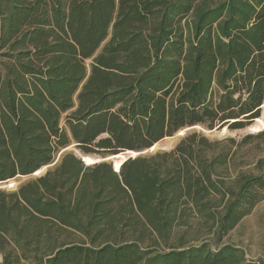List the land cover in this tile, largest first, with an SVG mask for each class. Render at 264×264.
I'll return each instance as SVG.
<instances>
[{"label": "trees", "instance_id": "16d2710c", "mask_svg": "<svg viewBox=\"0 0 264 264\" xmlns=\"http://www.w3.org/2000/svg\"><path fill=\"white\" fill-rule=\"evenodd\" d=\"M263 112L264 0H0V183L29 178L2 264H264L220 245L264 199V154L235 159L264 130L204 133Z\"/></svg>", "mask_w": 264, "mask_h": 264}, {"label": "rangeland", "instance_id": "374dc122", "mask_svg": "<svg viewBox=\"0 0 264 264\" xmlns=\"http://www.w3.org/2000/svg\"><path fill=\"white\" fill-rule=\"evenodd\" d=\"M197 129L199 130V128ZM222 130L212 132L204 131V133L209 139L221 140L227 137H231L238 142L242 140L246 135H256L257 133L264 130V112L261 114V117L259 119H256V121L251 123L245 129L232 132ZM179 138L180 137L176 134L171 138H166L158 142L154 147V151L171 149L179 140ZM69 151H73L77 154V152L72 147H69L65 152ZM247 152H250L251 154H246ZM263 154L264 144L262 142H259L258 140H255L252 143L243 146L241 148V151H239L236 155L235 159L237 163H240V161L243 162L250 160L252 155L253 157H262ZM127 156L128 155L126 154L122 155L123 158H126ZM91 159L94 160L93 162H96L98 160L100 162L101 160L96 157H91ZM116 161L121 160L117 159ZM27 179L29 178L11 179L7 183L0 184V190L14 191L19 184L25 182ZM197 237L198 238L193 241L192 244H198L199 242H209L212 239V235L204 231H202L201 234H199ZM220 245H232L243 250V252L245 253V258L248 260L264 261V199L253 208L249 215L244 217L235 228H233L226 236L221 239ZM214 246H212V248H214ZM2 262L3 254L0 251V264H2ZM21 263L26 264L27 262L21 261Z\"/></svg>", "mask_w": 264, "mask_h": 264}, {"label": "water", "instance_id": "95a60500", "mask_svg": "<svg viewBox=\"0 0 264 264\" xmlns=\"http://www.w3.org/2000/svg\"><path fill=\"white\" fill-rule=\"evenodd\" d=\"M193 128H187V129H183V130H180L179 132H177L176 134L179 136V137H182V136H184V134H186V132H188V131H190V130H192ZM195 129H197V128H195ZM226 130V128H224V131ZM175 134V135H176ZM171 138V137H170ZM156 145V144H155ZM155 145L153 146V147H151V148H149V149H147V150H144V151H142V152H126V153H123V154H126V155H128L126 158H124L123 160H122V162H124L127 158H135V157H138V156H141V155H147V154H153V153H155L156 151H154V147H155ZM123 154H121V155H123ZM120 155V154H119ZM118 156L117 155H115V156H110V157H106V158H104V159H102V160H100V161H110L111 163H112V168H113V170L115 171V172H118V170H119V167H120V165L122 164V162L119 164V166L117 167V169H115V167H114V164H113V161L117 158ZM81 160H82V162L85 164V165H92V164H94V163H92V164H87L86 162H85V160L83 159V157L81 158ZM97 162H99V161H97ZM97 162H95V163H97ZM46 168L47 167H44V168H42V169H40L39 171H37L38 173H34V174H32L31 175V177H37V176H40L42 173H44L45 172V170H46ZM8 181H6V182H2V183H0V184H4V183H7Z\"/></svg>", "mask_w": 264, "mask_h": 264}, {"label": "bare ground", "instance_id": "6f19581e", "mask_svg": "<svg viewBox=\"0 0 264 264\" xmlns=\"http://www.w3.org/2000/svg\"><path fill=\"white\" fill-rule=\"evenodd\" d=\"M259 121V120H258ZM222 131H224V130H222ZM118 157L116 158V160L117 159H120L121 161H116V160H114L113 161V164H114V167H115V169H117V167L119 166V164L122 162V160L124 159L123 157H122V155L120 154V155H117ZM83 159L85 160V162L87 163V164H92V163H95V162H93L94 160L93 159H91V158H89V157H83ZM99 161V160H98ZM97 162V161H96ZM36 173H38V172H36Z\"/></svg>", "mask_w": 264, "mask_h": 264}]
</instances>
